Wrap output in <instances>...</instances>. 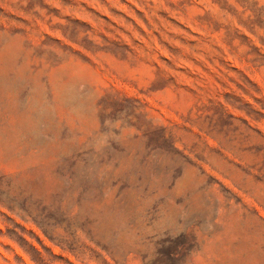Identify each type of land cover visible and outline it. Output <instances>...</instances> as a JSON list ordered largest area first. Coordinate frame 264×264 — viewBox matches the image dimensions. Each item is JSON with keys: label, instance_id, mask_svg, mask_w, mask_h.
Here are the masks:
<instances>
[{"label": "rangeland", "instance_id": "374dc122", "mask_svg": "<svg viewBox=\"0 0 264 264\" xmlns=\"http://www.w3.org/2000/svg\"><path fill=\"white\" fill-rule=\"evenodd\" d=\"M0 264H264V0H0Z\"/></svg>", "mask_w": 264, "mask_h": 264}]
</instances>
